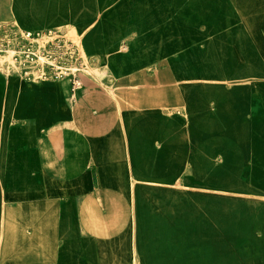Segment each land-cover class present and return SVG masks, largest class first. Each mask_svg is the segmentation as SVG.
Instances as JSON below:
<instances>
[{
	"label": "crops",
	"instance_id": "0c3cea01",
	"mask_svg": "<svg viewBox=\"0 0 264 264\" xmlns=\"http://www.w3.org/2000/svg\"><path fill=\"white\" fill-rule=\"evenodd\" d=\"M165 1L0 0V264H244L260 258L264 89L252 90L232 66L201 68L185 59L232 49L225 42L200 52L192 26L167 20ZM260 3H208L219 17L206 36L238 35L241 44L247 31L240 21L245 12L264 13ZM48 33L62 36L65 63L75 52L89 70L75 94L66 80L57 88L26 84L24 71L33 68L12 65L11 54L28 46L26 34ZM84 81L93 90L76 117L69 97L84 90ZM51 94L60 100L59 109L52 108L56 117L42 111L11 116L27 95L38 101ZM177 106L184 110L170 111ZM237 130L248 134V144L239 146ZM239 148L245 157H238ZM50 204L59 245L53 258L36 246L29 221L34 210L43 217ZM217 245L231 246L233 254L212 255Z\"/></svg>",
	"mask_w": 264,
	"mask_h": 264
},
{
	"label": "rangeland",
	"instance_id": "374dc122",
	"mask_svg": "<svg viewBox=\"0 0 264 264\" xmlns=\"http://www.w3.org/2000/svg\"><path fill=\"white\" fill-rule=\"evenodd\" d=\"M166 0L165 8H166V18L168 21H172L175 18H181L183 26L188 25L189 30L199 35V38L193 39L192 43L194 46H198L201 51H205L209 46L215 45L218 46L226 42L227 45L231 47V52H218L217 54H207L201 53L197 56H185L184 58L190 59L192 64H201V68H204L205 65H208L209 62L218 63V66H232L234 76H244L247 80L250 81L252 90H263L264 89V34H256L255 31H264V18L254 19L249 18V16H253L255 14H260L261 16L264 13H259L258 11L247 13L245 12L247 19H243L240 21V25L243 24L245 30L247 31L246 36L241 37V44H239L240 37L238 35H230L223 38V36H217L213 38L211 36H206V34H212L211 28L213 27L212 20L219 17V14L210 11V6H206L209 4H217L218 6L222 3V0ZM226 2V0H224ZM231 1V0H230ZM260 8L263 9L264 0H260ZM175 8H174V7ZM261 11V10H259ZM258 12V13H257ZM175 15V16H173ZM249 18V19H248ZM167 21V22H168ZM187 22V24H186ZM261 22V25L259 24ZM256 24V25H255ZM231 30L232 26L229 25ZM237 26V21H236ZM233 26V27H236ZM257 27V29H255ZM190 43V39H184V45ZM189 46V45H188ZM228 47V46H227ZM3 53H0V60H4L5 57L2 56ZM222 64V65H221ZM68 67L74 66L75 69L81 68L80 63L68 64ZM88 69V68H86ZM244 72L242 73V71ZM87 72L89 70H86ZM204 70H202V73ZM36 76V77H35ZM203 76V75H202ZM205 77V76H204ZM67 83H72L73 80L71 78H64ZM62 79V80H64ZM46 80V81H43ZM53 80H61L59 78L55 79L53 75L48 78H41L40 74L34 75V78H25L24 82L26 84H30L36 87L41 86L46 87V85L51 84L54 88H57L59 81L55 82ZM40 81H42L40 83ZM52 81V82H47ZM231 82V81H230ZM86 87L84 90L76 95H70L69 103L72 104V108L75 109L74 115L76 117L81 116L82 114V101L87 99L91 95V91L93 90V85L84 81ZM73 84V83H72ZM10 86V83L8 84ZM80 90V89H79ZM79 90L77 92H79ZM65 94V93H64ZM49 97V98H48ZM48 97L41 96L40 100L31 99L28 95L25 97V104L21 107L18 114L12 113L11 116L19 118L26 117L27 115L34 116L35 113L42 111V115L46 117H56L54 114L55 107L59 109V101L58 94L57 96H53L51 94ZM239 100V97L235 96V102ZM175 103L179 105L180 97L176 96L174 99ZM221 106V103H220ZM223 106V105H222ZM53 108V109H52ZM203 108H205V103L203 102ZM184 110V107L177 106L175 109H171V112H181ZM7 118V115H5ZM237 119V118H236ZM235 119V120H236ZM225 124L227 123V116L223 118ZM81 119H79V123ZM207 121V120H206ZM204 124H208L207 122ZM238 121V120H237ZM203 124V125H204ZM82 128V125H81ZM249 133V132H248ZM236 141L239 143V146L244 143L248 144L249 136L247 133L243 131L237 130L236 133ZM246 152L242 151L241 148L238 149V157H245ZM243 159V158H242ZM52 203V200H50ZM43 217L40 211L34 210L33 217L29 219L33 224V230L35 233V244L40 249H43L44 256L53 258L55 253L57 252L58 245V229H57V213H55V209L52 204L49 205V209H47L46 213L43 212ZM205 233L209 234V238L214 241L215 234L213 230H205ZM215 249V247H213ZM234 248L231 246L225 247L217 245L216 250H214L211 254L217 256L221 259H226L229 254H233ZM264 252V251H263ZM261 252L260 258L256 257L253 259L245 260L244 264H264V253ZM257 250L253 254H257ZM263 253V254H262ZM240 252H237V255ZM251 254V255H253ZM250 256V255H249ZM172 259L167 261V264H172Z\"/></svg>",
	"mask_w": 264,
	"mask_h": 264
},
{
	"label": "built area",
	"instance_id": "2783aa9c",
	"mask_svg": "<svg viewBox=\"0 0 264 264\" xmlns=\"http://www.w3.org/2000/svg\"><path fill=\"white\" fill-rule=\"evenodd\" d=\"M28 46L20 53L14 52L11 54L13 67L24 66L29 64L33 69L24 71L25 78H34V75L40 74L41 78H48L51 75L55 79L71 78L73 80L71 94L77 93L80 86L82 75L86 72L82 67V63L78 56L72 53L74 63H80V67L75 69L74 66L68 67L64 59H68L69 55H64L62 45L60 43L62 36L57 33H48L44 37H35L31 34H26ZM69 63V64H72ZM36 77V76H35Z\"/></svg>",
	"mask_w": 264,
	"mask_h": 264
},
{
	"label": "bare ground",
	"instance_id": "6f19581e",
	"mask_svg": "<svg viewBox=\"0 0 264 264\" xmlns=\"http://www.w3.org/2000/svg\"><path fill=\"white\" fill-rule=\"evenodd\" d=\"M62 80V79H61ZM65 80V79H64ZM43 81H46V80H43ZM53 81H55V82H57V81H60V80H53ZM42 81H40V83H41ZM47 82H52V81H47ZM80 83V86H79V89H82V86H83V83H81V81L79 82Z\"/></svg>",
	"mask_w": 264,
	"mask_h": 264
}]
</instances>
